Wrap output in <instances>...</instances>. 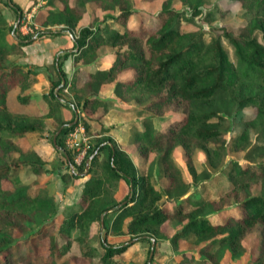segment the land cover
Instances as JSON below:
<instances>
[{
  "label": "trees",
  "instance_id": "trees-1",
  "mask_svg": "<svg viewBox=\"0 0 264 264\" xmlns=\"http://www.w3.org/2000/svg\"><path fill=\"white\" fill-rule=\"evenodd\" d=\"M10 1L22 10L15 0ZM207 1L46 0L39 7L36 19L43 28L63 25L78 31L74 33L76 70L87 69L96 61L102 45L114 47V52L108 67L88 69L81 81H66L58 90L64 102L53 89L65 72L60 62L57 68L53 65L58 78L45 94L48 110L42 114L16 112L7 103L8 93L15 87L21 102L30 99L26 91L37 80L33 66L0 65V264H75L66 258L73 244L78 256L87 260L85 264H118L115 256L127 250V240L150 242L154 237L155 254L159 236L179 250L174 264H220L227 250L234 256L246 252L250 235H256L250 261L264 263V160H257L264 156V0H218L215 8L205 12ZM180 7L189 9V15ZM236 8L245 16L242 21H223L214 28L218 32L209 36L203 29L181 27L183 19L193 23L202 15L209 22L216 14L225 19ZM87 15V23H82ZM12 26L0 15V59L23 53L22 46L35 41L12 38L8 43L5 39ZM58 32L51 29L52 35ZM223 39L232 45L233 55ZM109 82L114 85L113 95L105 100L99 90ZM113 102L142 118L131 119L122 142H116L108 133L112 127L102 123V134H90L95 155L88 177L78 199L66 206L61 221L56 222L53 188L40 186L32 192L25 182L30 175H47L45 161L17 141L27 132L44 133L46 119L55 118L65 103L79 109V119L90 132V114L95 115L100 107L105 112ZM232 118L238 126L235 132L230 126ZM67 122L57 117L53 131ZM72 127L64 126L57 142L74 162L63 140ZM128 145L144 158L152 156L150 162L152 167L157 164L160 184H155L153 170L137 168ZM178 146L188 174L172 155ZM198 149L207 160L201 170L195 165ZM230 154L244 160L227 161ZM226 163L220 174L229 181L226 191L215 192V198L192 196L194 184L208 180ZM61 177L79 176L70 172ZM121 182L126 196L117 199ZM130 182L132 198L118 206L127 198ZM257 184L255 193L252 188ZM110 208L100 234L101 213ZM95 222L101 248L92 242ZM25 223L30 226L20 229ZM18 230L25 236L20 237ZM44 235L48 258L35 262L28 257V241ZM122 236L127 240L123 242ZM185 240L196 245L181 248Z\"/></svg>",
  "mask_w": 264,
  "mask_h": 264
},
{
  "label": "rangeland",
  "instance_id": "rangeland-1",
  "mask_svg": "<svg viewBox=\"0 0 264 264\" xmlns=\"http://www.w3.org/2000/svg\"><path fill=\"white\" fill-rule=\"evenodd\" d=\"M38 1L39 0H31V1L23 0V1H20L22 10H20L19 8H14L11 4V1H9V0H2V2H0V15L7 18L8 23L13 25L12 29H11V33H8L6 35L5 41L7 40L8 43L10 41H12V38H14V35L12 34L13 29H14V33L17 36V38L24 39L26 41H31L30 38H33V37H34V39H36L37 37L47 38L49 36H52L51 29L53 31L58 30L59 31L58 34L61 31H64L66 33L70 32V34L72 35L71 37H75L74 33L78 32V31L77 30L69 31L67 29L62 28L63 25L62 26L61 25H59V26H56V25L50 26L49 25L46 28H43L40 25L39 21L36 19L37 15H38V9L35 12L34 9L31 8L32 6H35ZM217 1L218 0H208L205 3V5L203 6L204 11L206 12L210 8H215ZM4 2L8 3V5H5ZM222 5L225 6L226 3H222ZM18 9L20 10V20H19L17 26L14 28V24L17 20L18 14H19ZM180 9H182V7H180ZM182 10L184 12L186 11L187 15H189V9L186 8V9H182ZM229 11H231V9L228 10L226 15L229 13ZM26 13H31V17L30 18L26 17ZM203 17L204 16H202V15L196 16L194 18L195 20L193 23L188 22V21L183 19L181 21L182 29H184V30L203 29L204 32L206 33L205 35L209 36L211 32H218L214 28L218 27L223 21H229L228 23L235 21V23H237L238 21H242L243 17H245V16H244V14H242V12H240V11L238 12V10L236 8L232 12L231 17L226 16L225 19L221 18L218 14H216L214 17H211V20L209 22H207V21H205V19H203ZM88 19H89L88 15L85 16L84 19L82 20V23L86 24ZM108 20H110V19H108ZM28 21L35 24L37 26V28L34 29L33 31H29V33L28 32L27 33L22 32L21 26L23 27ZM99 22L100 21H97L96 24ZM37 29H38V31H37ZM41 29L43 31H41ZM58 34H55V35H58ZM254 34L257 35L259 38H261V34H260L259 30H255ZM70 38L68 37V41H67L66 46L71 47V48H75L76 46H75L74 42L72 40H70ZM34 39H32V40H34ZM223 42L226 45V47L228 48V50L230 51L231 55H233L232 45L226 39H223ZM109 51H111L113 53L114 47H111V48L107 47V50L105 51V53H107ZM68 53H71V52H68ZM16 54H19V53L9 54L5 59H0V65L7 66V65L11 64L12 62H14V60H15L14 56ZM49 70H51L50 67H49ZM53 91H54V89H53ZM61 99H62V97H61ZM8 102L11 106L10 108H12L15 111H16V109H18L19 111L21 110V111H28V112L31 110V105L29 103L21 102L20 99L18 98V96H15L13 93H10V95L8 97ZM67 105L70 106L71 104L70 105L67 104ZM76 113L78 114L77 122L72 125L73 126L72 129L68 130L66 133L63 134V140H64L65 147L72 153L74 162L68 156L67 151L65 149H63L61 147V145L57 142L58 135L60 132L56 135L55 140H53V136L55 134V132L53 130H54L56 123H53L52 120L49 119L46 123L47 129H45L44 133H39V136H40V138H46V145L48 146V148L50 150L49 152H46L45 150H40V153H41V155H44V157H45V159H44L45 169L47 171H49L51 173V175L47 176L45 173L40 175V176L30 175L25 180V182L31 186L32 192L37 191V189L40 186H45V187L48 186V187L53 188L54 198H55V202L57 205V214L55 216L56 222L61 221L62 213L67 206V205H64L65 204V201L63 200L64 193L67 189H70L73 186V182L75 179V178H71V177H66L63 179L61 177L62 174L60 173V170L63 169L65 171V174H69L70 172H73V173L77 174L78 176L83 174L85 171V164H84V166L81 164L83 162L86 163V160L92 154L91 151L93 150V146L89 142V139L91 136L90 134H92L93 132L96 135L102 134V133H100L101 124L98 123V121H97L98 118L95 117L96 115H99L98 112H96L95 115L90 114V115H92L89 118L90 119V122H89L90 123V132L87 131L86 126L84 125L83 121L81 119H79V111L76 110ZM70 117H72V120H73L74 114L72 113L70 115ZM112 117L113 116H111V119H112ZM140 118H142V117L139 114L132 113V120H134V119L139 120ZM113 122H116V119H113ZM66 125L67 124H64V126H66ZM78 125L84 126L85 136L87 137L86 141L90 145L88 154L86 156H84L83 158L80 156L79 150H77L76 147H70L68 144V138H69L70 132L73 131L75 129V127H77ZM114 125H117V123H113V124L109 125L112 127V129H111L112 132H110V131L109 132H110L111 136L113 135L115 138H117V135L119 136L120 131L115 129L117 127H115ZM67 126H69V125H67ZM230 126H231V129L233 130V132H235L237 130L238 126L236 124V121L233 118L230 121ZM36 135L37 134L34 133V134L27 135L23 139L20 138L19 140H20V145L23 146L22 148L26 149L29 145H32L31 140H32V142H34L33 139H34V136H36ZM252 135H253V138L256 137L254 135V133ZM75 139L80 140L81 135L80 134L77 135L75 137ZM122 141L123 140L120 141V138H119L117 142H122ZM55 143L60 146V149L56 148ZM82 146H83V144H82ZM55 152L57 153V158L54 157L51 159L52 161H47V156H49L51 158V156L53 157V153H55ZM106 154L107 153H104V155H106ZM129 154H130L132 160L134 161L135 165L137 166V168L139 170H141L143 172H150L151 170H153V178H154L155 184H157V185L160 184V177H159L157 164L154 163V166L152 167V165H151L152 163L150 162L152 159V156H150L148 158H144L135 149H132V151L130 150ZM172 155L175 158L176 162L178 164H180V166L188 174L187 168L185 166V162H184L183 157H182L181 148L179 146L174 149ZM68 159L73 163V166H74L73 169L71 168ZM230 159H235V160H240V161L244 160L241 155H233V154H230L227 157V161H229ZM257 160H264V156L257 158ZM206 163H207V160H206V156H205L204 151L198 149L196 151V154H195V165H196L197 169L201 170L204 166H206ZM59 165H61V166H59ZM225 166H227V163L224 164L221 168L215 169L212 172L211 176L208 178V180L194 184L191 188L192 196H194V197H202L203 196L205 198H215V196H216L215 192L223 193L224 191H226L229 188V181L225 177V175H223L224 177L220 176V174L222 175V173L224 171L223 168ZM56 173H60L59 174L60 179H58V180H62L63 183H65V187L62 191H61V187H57V185H55L56 180L55 179H54L55 181L53 180V177L55 178ZM52 174H53V177H52ZM4 184L7 185L8 181L4 180ZM45 191H48V189L45 188ZM252 191L255 193L258 192L259 191V184L254 185L252 188ZM125 192H126V188H124V193L122 194V196H126ZM77 195H78L77 193H73L72 195H70V199H69L70 202L76 200ZM28 224L25 223L20 229H22V230L26 229L27 227L30 226ZM163 228L166 229V225L163 226ZM22 230L18 232V235L20 237L25 236V234H23L24 231H22ZM103 231H104V224H103V227H101V221H100V228H99L100 234H102ZM99 232H98V224H97V222H95L92 226V231H91L92 242L98 248H101L99 245V236H100V234H98ZM255 236L256 235H250L248 237V239H247L248 249L246 252H244L240 256H234L230 252V250H227L225 252L224 256L221 258L220 264H261V263H253L250 261V255L249 254H250L251 250H254L253 248L255 246V241H256ZM159 238H160L161 242L159 243L158 252L154 254L152 251V255L150 256L151 240H150V242L137 241V239L131 241L132 239L127 240L126 236H122L121 237L122 241L123 242L126 240H127V242L129 241V243H128L129 246L125 252L115 256V258L118 259V264H174L176 259L179 257L178 256L179 250H173L170 242L164 236H159ZM47 240H48L47 236L44 235L43 237L28 241V246L30 245V248H31V253H29V255H28L29 259L32 258L33 261L38 262V261H43L46 258H48L47 257V251L44 250L45 245L47 243ZM155 245H156V243H155ZM155 245H154V247H155ZM195 245L196 244L193 242V240H188V241L185 240V241H182L181 248H185L187 246L193 247ZM154 247H153V250H154ZM190 249H192V248H190ZM78 252L79 251H78L77 245L73 244L72 248L66 254V258H70L72 260V262L75 264L87 263L86 259H83L80 256H78ZM95 261L97 262L96 259H95ZM26 262L27 261H25L24 263L26 264Z\"/></svg>",
  "mask_w": 264,
  "mask_h": 264
},
{
  "label": "crops",
  "instance_id": "crops-1",
  "mask_svg": "<svg viewBox=\"0 0 264 264\" xmlns=\"http://www.w3.org/2000/svg\"><path fill=\"white\" fill-rule=\"evenodd\" d=\"M15 1H17V3L21 6L20 1H23V0H15ZM28 1H31V0H28ZM45 1L46 0H39L37 4L35 6H32L31 8H33L34 11L36 12L37 9H39V7L45 4ZM5 19L8 21L7 18ZM68 37L69 38L71 37L70 32L66 33L64 31H61L58 35H55V36L52 35L47 38L37 37L35 41L22 46L23 53L16 54L14 56L15 57L14 62L21 63V64H29L33 66V68L37 71V76H36L37 80L26 91L30 93V99L26 103H29L31 105V110L28 112V111H21V110L19 111L18 109H16V112H23V113L25 112L29 114H42V113L47 112L48 101H47V96H45V94L51 90L53 80H56L58 78L53 65H55V68H57L59 66V62L61 63V67L65 72L64 76L61 75V79L64 78L65 82L67 81L69 83L75 79L78 81L83 80L86 76V72L88 71V69L95 70L97 68H105L109 66V63L113 57V53L111 51L105 53V51L107 50V47L111 48L112 46L102 45L97 50L98 59L96 61L91 63L87 69L81 67V69L76 70V66L74 63V52L76 50L75 48L66 46ZM22 40L24 39H21V41ZM70 40H72L75 44V41L73 40L72 37L70 38ZM68 52H71V53L66 58H64L63 57L64 53H68ZM57 55H59L58 59H56ZM56 62L58 66H56ZM49 67L51 68V70H49ZM61 79H60V82H61ZM113 87H114L113 84L110 82L102 84L99 90V96L105 100H111L112 95H113ZM19 92H20L19 88L15 87L11 91H9L8 97L10 93H13L15 96H18ZM65 92H69V91L65 89ZM8 97H7V103H8V106L11 107L8 102ZM59 100L64 102V98L59 99ZM120 104L121 103L119 102H113L109 104L108 106L109 109L105 112H103V108L100 107L97 110L99 115L95 116L96 118H98L97 119L98 123L100 124L102 123L104 126H109L110 124L117 123V125H114V126L117 127L115 129L119 130L120 134L119 136L117 135V138H115L112 135V137L116 140V142L118 141L119 138L121 141L123 140V138L127 136L126 127L128 126V123L132 119V113L124 110L123 106ZM70 106H68L67 103H65V106H63L59 111H57L55 118L54 117L47 118L45 122V129H47L46 123L49 119H51L53 123H56V119L59 116H61L62 118H64L66 121L69 122V120L72 118L70 117V115L73 113L75 116L76 110L79 111L77 108L73 106L70 107ZM10 109L13 110L12 108ZM111 116H113L112 119H111ZM113 119H116V122H113ZM88 120L90 122V119ZM110 132L108 133L110 134ZM34 133L37 134L36 136H34V139H33L34 142H32L31 140L32 145H29L27 148L31 150H35L39 154V156L44 160L45 157L44 155H41L40 150H45L46 152H49L50 150L48 146L46 145V138H40L39 132H27L25 135L19 137V139L20 138L23 139L27 135L34 134ZM92 134L96 135L94 132ZM19 139L17 142L20 145ZM125 140H127V138ZM20 147H23V146L20 145ZM126 149L128 150V152H130V150L132 151L133 148L128 145L126 146ZM54 157L57 158L56 152L53 153V157L51 156V158L47 156V161H52L51 159ZM60 173L63 174L65 173V171L62 169L60 170ZM60 173H56L55 178L53 177V174H52V177H53V180L54 179L56 180L55 185H57V187H61V191H62L65 187V183H63L62 180H58L60 179L59 177ZM50 175L51 173L47 171V176H50ZM87 177H88L87 174H81L79 177L74 179L73 186L70 189H67L64 193V198H63V200L65 201L64 205H69L71 203H74L78 199L79 195L81 194L83 184L85 180L87 179ZM124 188H126V186L123 182H121L119 186V190L116 193L117 199H121L123 197L122 194L124 193ZM73 193L78 194L77 199L70 202L69 200L70 195H72Z\"/></svg>",
  "mask_w": 264,
  "mask_h": 264
},
{
  "label": "water",
  "instance_id": "water-1",
  "mask_svg": "<svg viewBox=\"0 0 264 264\" xmlns=\"http://www.w3.org/2000/svg\"><path fill=\"white\" fill-rule=\"evenodd\" d=\"M9 1H10V0H9ZM18 11H19V14H18V16H17V20H16V22H15V24H14V28L17 26V24H18V22H19V20H20V10L18 9ZM12 34L14 35L15 38H17V36H16L15 33H14V29L12 30ZM71 36H72V35H71ZM72 38H73L74 41L76 40L75 37H72ZM18 39H20V38H18ZM32 39H34V37H33V38H30V40H32ZM20 40H21V39H20ZM22 41H26V40H22ZM77 49H78V46L75 47V50H77ZM58 58H59V55L56 56V59H58ZM57 61H58V60H57ZM56 66H58L57 62H56ZM64 83H65V79L62 78L60 84L57 85V86L55 87V89H54V93L57 95V97H58L59 99H61V97L58 95L57 92H58V89H59ZM77 120H78V114L76 113L75 116H74V119H73L72 121H70V122H67L66 124L69 125V126H72L73 124H75V123L77 122ZM63 126H64V124L61 125V126L56 130V132H55V134H54V136H53V140H55L56 135L61 131V129H62ZM54 142H55V141H54ZM108 143L112 145V143H110V142H108ZM55 144H56V143H55ZM56 148L60 149V146L56 144ZM94 155H95V152H93V153L88 157V159L86 160V163H85V171H84L83 174H87V173H88L89 166H90V161H91V159L93 158ZM68 160H69V159H68ZM69 164H70L71 168L73 169L74 166H73V163H72L70 160H69ZM132 193H133V187H132V184H131V182H130V187H129V193H128V196H127V198H126L125 200L121 201V202L118 204V206H121V205L124 204L126 201L130 200V199L132 198ZM112 209H113V208H110V209L105 210V211H103V212L101 213V219H100V221H101V227H103V224H104V215L106 214L107 211L112 210ZM135 239H136V238H133L131 241H133V240H135ZM155 242H156L155 238H154V237H151V250H150V256L152 255V251H153V247H154V245H155ZM126 243H129V241L126 242Z\"/></svg>",
  "mask_w": 264,
  "mask_h": 264
},
{
  "label": "built area",
  "instance_id": "built-area-1",
  "mask_svg": "<svg viewBox=\"0 0 264 264\" xmlns=\"http://www.w3.org/2000/svg\"><path fill=\"white\" fill-rule=\"evenodd\" d=\"M26 17L30 18L31 13H26ZM36 28H37V26L35 24L28 21L23 27L21 26V31L29 33V31H33ZM37 31H38V29H37ZM79 134L81 135V139L76 140L75 137ZM86 139H87V137L85 136V130H84L83 125H78L77 127H75V129L70 132L69 138H68L69 146L70 147H76V149L79 150V154L82 158L88 154V151L90 148V145L86 141ZM82 144H83V146H82Z\"/></svg>",
  "mask_w": 264,
  "mask_h": 264
}]
</instances>
